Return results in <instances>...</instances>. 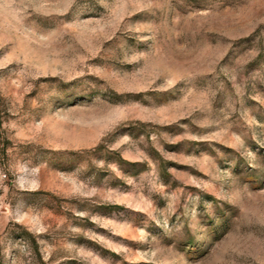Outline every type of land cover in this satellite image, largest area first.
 <instances>
[{
	"label": "rangeland",
	"instance_id": "374dc122",
	"mask_svg": "<svg viewBox=\"0 0 264 264\" xmlns=\"http://www.w3.org/2000/svg\"><path fill=\"white\" fill-rule=\"evenodd\" d=\"M0 264H264V0H0Z\"/></svg>",
	"mask_w": 264,
	"mask_h": 264
}]
</instances>
